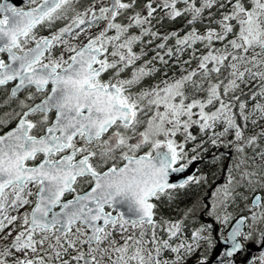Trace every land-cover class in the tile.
<instances>
[{
    "label": "snow or ice",
    "instance_id": "1",
    "mask_svg": "<svg viewBox=\"0 0 264 264\" xmlns=\"http://www.w3.org/2000/svg\"><path fill=\"white\" fill-rule=\"evenodd\" d=\"M0 264H264V0H0Z\"/></svg>",
    "mask_w": 264,
    "mask_h": 264
},
{
    "label": "flooded vegetation",
    "instance_id": "2",
    "mask_svg": "<svg viewBox=\"0 0 264 264\" xmlns=\"http://www.w3.org/2000/svg\"><path fill=\"white\" fill-rule=\"evenodd\" d=\"M208 164V162L207 161H205V162H203L202 164H200L199 166H200V168L201 169H203V170H207V167H206V165Z\"/></svg>",
    "mask_w": 264,
    "mask_h": 264
},
{
    "label": "trees",
    "instance_id": "3",
    "mask_svg": "<svg viewBox=\"0 0 264 264\" xmlns=\"http://www.w3.org/2000/svg\"><path fill=\"white\" fill-rule=\"evenodd\" d=\"M165 211H167V210H165Z\"/></svg>",
    "mask_w": 264,
    "mask_h": 264
}]
</instances>
